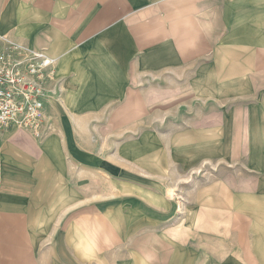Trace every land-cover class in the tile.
Returning <instances> with one entry per match:
<instances>
[{
  "label": "crops",
  "instance_id": "crops-1",
  "mask_svg": "<svg viewBox=\"0 0 264 264\" xmlns=\"http://www.w3.org/2000/svg\"><path fill=\"white\" fill-rule=\"evenodd\" d=\"M0 35L59 87L0 139V264H264V0H0Z\"/></svg>",
  "mask_w": 264,
  "mask_h": 264
},
{
  "label": "built area",
  "instance_id": "built-area-1",
  "mask_svg": "<svg viewBox=\"0 0 264 264\" xmlns=\"http://www.w3.org/2000/svg\"><path fill=\"white\" fill-rule=\"evenodd\" d=\"M57 60L0 35V139L24 131L37 141L55 133L46 103L58 95Z\"/></svg>",
  "mask_w": 264,
  "mask_h": 264
},
{
  "label": "rangeland",
  "instance_id": "rangeland-1",
  "mask_svg": "<svg viewBox=\"0 0 264 264\" xmlns=\"http://www.w3.org/2000/svg\"><path fill=\"white\" fill-rule=\"evenodd\" d=\"M227 107H228V112L230 111L231 108H233V99H227ZM232 117V115L228 114V118ZM212 171L218 172L219 170L222 171H233V164H223L222 168L217 167V168H210ZM178 189V188H177Z\"/></svg>",
  "mask_w": 264,
  "mask_h": 264
}]
</instances>
